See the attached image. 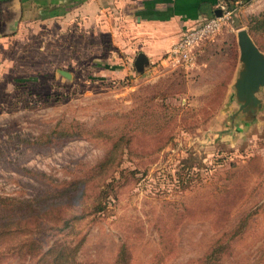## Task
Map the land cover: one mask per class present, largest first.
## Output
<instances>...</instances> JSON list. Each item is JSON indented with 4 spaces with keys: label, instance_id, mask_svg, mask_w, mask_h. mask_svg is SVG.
Instances as JSON below:
<instances>
[{
    "label": "rangeland",
    "instance_id": "obj_1",
    "mask_svg": "<svg viewBox=\"0 0 264 264\" xmlns=\"http://www.w3.org/2000/svg\"><path fill=\"white\" fill-rule=\"evenodd\" d=\"M263 9L264 0L236 5L234 20L199 42L188 66L167 57L172 42L132 44L121 52L123 72L94 75L70 63L81 54L77 34L64 44L35 36L30 75L0 86V197L13 203L83 178L118 145L106 208L73 217L76 199L60 196L54 206L69 223L54 229L42 217L31 236L77 245L82 264H124L122 245L130 264H264V86L253 110L241 109L235 86L237 30ZM140 50L151 57L137 70ZM61 65L73 80L55 74ZM66 129L82 134L67 138ZM97 183L86 182V203ZM15 240L0 238V264H35L37 255L11 253Z\"/></svg>",
    "mask_w": 264,
    "mask_h": 264
},
{
    "label": "crops",
    "instance_id": "obj_2",
    "mask_svg": "<svg viewBox=\"0 0 264 264\" xmlns=\"http://www.w3.org/2000/svg\"><path fill=\"white\" fill-rule=\"evenodd\" d=\"M218 2L0 0V86L23 82L30 75L25 55L37 35L41 43L49 44L50 39L59 37L58 43L64 44L68 41L66 34H77L75 40L81 54H72L70 63H77V67L86 65L94 75L116 74L124 70V45L129 51L132 44L150 49L152 44L174 42L184 29L213 15ZM75 40L70 38L69 42ZM105 46L110 47L108 54L102 52ZM61 66L55 68V74L73 80L74 70ZM61 70L68 71V75Z\"/></svg>",
    "mask_w": 264,
    "mask_h": 264
},
{
    "label": "trees",
    "instance_id": "obj_3",
    "mask_svg": "<svg viewBox=\"0 0 264 264\" xmlns=\"http://www.w3.org/2000/svg\"><path fill=\"white\" fill-rule=\"evenodd\" d=\"M224 1H226L230 7L236 8V5L248 3L250 0ZM216 8H218V4ZM232 19L234 20V14L232 15ZM246 24L256 44L264 50V40H262L264 39V9L257 14L248 16ZM69 131L71 132H68V129H66V133H68L67 138L82 134L72 129H69ZM117 145L118 141L116 140L106 151L104 156L92 167L91 172L83 178L68 180L60 187L32 198H25L23 200L14 199L15 201H13V203H11L12 201H8L7 197H0V238L9 237L13 239L17 237V240H15L17 241L16 247L11 248V253L21 256L37 255L39 257L35 264H82L74 260V250L77 245L69 246L56 240L48 243L42 237L31 236L32 233L35 232L34 229H31V225L42 217H44V220L47 219L49 221L48 227L50 228L58 229L67 225L69 223V218L66 216L67 212L64 213L63 210L58 212L59 208L54 206L56 198L60 196L66 197L69 200L73 198L76 199L72 200L73 202L71 203L76 209V211L70 214L73 217H81L86 210V212L89 213L101 211L106 208V199L110 195L108 186L111 182V180L107 181V179L110 176V164L114 161L116 156L115 148ZM93 178H99L102 183L96 184L94 193L93 195L91 194V201L86 203L83 199L84 193L89 188L86 182ZM23 201H25V203ZM40 201H44L46 202L44 204H47L41 211H39ZM50 212H56L57 215L55 214L56 216L54 218H47V216L45 218V215ZM219 243H221V241H216L206 257H211L212 253L218 250L217 244ZM117 260L120 262L123 261L124 264H130L127 259L125 245L120 247Z\"/></svg>",
    "mask_w": 264,
    "mask_h": 264
},
{
    "label": "water",
    "instance_id": "obj_4",
    "mask_svg": "<svg viewBox=\"0 0 264 264\" xmlns=\"http://www.w3.org/2000/svg\"><path fill=\"white\" fill-rule=\"evenodd\" d=\"M214 13L220 15V8H216ZM237 43L243 67L239 70V75L235 80L236 93L238 99L242 101L241 109L251 105L253 110L261 105L256 92L264 86V50L256 44L244 27L237 30ZM145 63H148V56L144 51H139L134 59L135 68L138 70ZM61 71L68 75V71Z\"/></svg>",
    "mask_w": 264,
    "mask_h": 264
},
{
    "label": "built area",
    "instance_id": "obj_5",
    "mask_svg": "<svg viewBox=\"0 0 264 264\" xmlns=\"http://www.w3.org/2000/svg\"><path fill=\"white\" fill-rule=\"evenodd\" d=\"M218 8L221 14H213L206 17L201 22L187 28L177 40L167 49V57L175 63H183L186 66L193 65L195 62L194 48L206 37L218 31L225 22L232 19L235 8L230 7L224 0H219Z\"/></svg>",
    "mask_w": 264,
    "mask_h": 264
}]
</instances>
